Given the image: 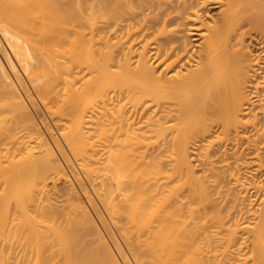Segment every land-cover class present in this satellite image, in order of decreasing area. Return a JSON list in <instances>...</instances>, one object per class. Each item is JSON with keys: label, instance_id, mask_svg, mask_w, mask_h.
Instances as JSON below:
<instances>
[{"label": "bare ground", "instance_id": "1", "mask_svg": "<svg viewBox=\"0 0 264 264\" xmlns=\"http://www.w3.org/2000/svg\"><path fill=\"white\" fill-rule=\"evenodd\" d=\"M0 52V264H264V0H0Z\"/></svg>", "mask_w": 264, "mask_h": 264}, {"label": "rangeland", "instance_id": "2", "mask_svg": "<svg viewBox=\"0 0 264 264\" xmlns=\"http://www.w3.org/2000/svg\"><path fill=\"white\" fill-rule=\"evenodd\" d=\"M6 46H7V45H6ZM6 46H5V47H6ZM2 52H3V51H2ZM0 54H1L2 58H3V61L5 60V62L8 63V59L5 58L6 56L4 57V56H3V53H1V52H0ZM4 58H5V59H4ZM9 66H10V65L7 64V67H9ZM9 69H10V68H9Z\"/></svg>", "mask_w": 264, "mask_h": 264}]
</instances>
